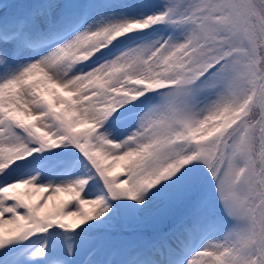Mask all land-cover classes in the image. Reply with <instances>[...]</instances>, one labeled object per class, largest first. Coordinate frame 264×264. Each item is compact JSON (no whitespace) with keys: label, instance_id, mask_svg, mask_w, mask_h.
<instances>
[{"label":"snow or ice","instance_id":"obj_1","mask_svg":"<svg viewBox=\"0 0 264 264\" xmlns=\"http://www.w3.org/2000/svg\"><path fill=\"white\" fill-rule=\"evenodd\" d=\"M0 264H264V0H0Z\"/></svg>","mask_w":264,"mask_h":264},{"label":"rangeland","instance_id":"obj_2","mask_svg":"<svg viewBox=\"0 0 264 264\" xmlns=\"http://www.w3.org/2000/svg\"><path fill=\"white\" fill-rule=\"evenodd\" d=\"M4 2H10V0H4ZM124 235H128L127 233H125Z\"/></svg>","mask_w":264,"mask_h":264}]
</instances>
